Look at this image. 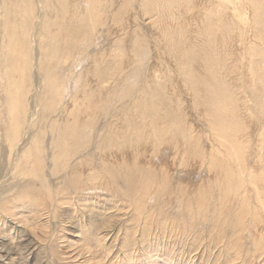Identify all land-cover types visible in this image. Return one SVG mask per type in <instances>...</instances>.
I'll return each instance as SVG.
<instances>
[{
    "label": "bare ground",
    "instance_id": "obj_1",
    "mask_svg": "<svg viewBox=\"0 0 264 264\" xmlns=\"http://www.w3.org/2000/svg\"><path fill=\"white\" fill-rule=\"evenodd\" d=\"M0 146L6 216L87 204L89 249L111 197L264 260V0H0Z\"/></svg>",
    "mask_w": 264,
    "mask_h": 264
},
{
    "label": "rangeland",
    "instance_id": "obj_2",
    "mask_svg": "<svg viewBox=\"0 0 264 264\" xmlns=\"http://www.w3.org/2000/svg\"><path fill=\"white\" fill-rule=\"evenodd\" d=\"M151 29L152 31H150ZM148 30L150 34H154L153 27L148 28ZM101 38H99L101 39L100 41L98 40L99 44L97 46L99 47L101 43L108 42L104 36ZM180 92L181 91H179V94L183 96V107L188 110H186L188 115L187 119L192 125L198 126L197 128L194 127V129L199 130L201 127L198 121L199 119L196 116V110L190 107L192 105L189 104L192 102V99L190 96V98L186 97L188 94L184 91H182V93ZM194 119L197 120L196 123ZM103 122L104 119L102 118L101 123ZM197 122L199 123L198 125ZM1 170L2 176L0 180L3 181V156L2 147L0 146V171ZM197 175L198 174L194 173L193 176ZM193 176H191V180ZM194 178L197 179L200 177L197 176ZM53 182L56 183V179H53ZM6 185L8 184L5 183L4 185L3 182V184L0 185V189H4ZM109 198V202L105 201V204L104 200L99 203H93L96 205V210L98 208V210L104 212L106 208L105 212L107 213L109 211L110 213L108 212L105 216L107 219L105 220L106 223L103 228L101 227L96 230V232L99 231L100 233L98 237L102 236L104 240L101 244H98L95 238H93V240L89 242V249L83 246L85 239H79V237L74 236L75 234L71 235L70 233L72 229L71 221H73V218L74 220L85 221L88 213L92 212V210L89 211L91 207L87 204L79 205V207L76 204L68 205V208L63 209V212L60 210L61 212L57 213L56 216L44 214L41 218V222H39L40 227L36 226L33 212L30 207H17V209H14L17 219L9 217V214L6 216L5 213L0 212V248H2L3 251H8L9 255V259L0 258V264H228L226 261L227 254L222 251V249H225L222 247L224 246V242L220 243L214 240L209 229H206L207 222L206 224H198L195 228H186L183 223L179 225L171 221V219H168L167 222H163L160 217L154 215L151 219L153 231L150 230V227L148 232L149 236L146 238L147 240L145 239L144 241L141 238L142 235H140L142 229L140 225H145L143 217L140 218V225H138L139 222H133L130 218L134 211V206L128 205L123 201L121 202L120 200L115 202L109 200ZM122 208L124 209L123 212H121ZM66 213H71V217H68ZM119 214L121 217H119ZM109 219H112V222ZM45 221L49 222L46 223L47 227L42 224ZM166 223H168V225H166ZM111 224L113 225L112 227ZM134 227H136V231L132 232L133 236H129L128 234ZM198 237H200L199 241H196ZM243 247L245 248V246ZM80 253L82 254L80 255ZM82 255H84V258ZM91 255L90 262H84L85 258H90ZM253 263L264 264V260L260 257H256ZM229 264H238V261L231 260Z\"/></svg>",
    "mask_w": 264,
    "mask_h": 264
}]
</instances>
